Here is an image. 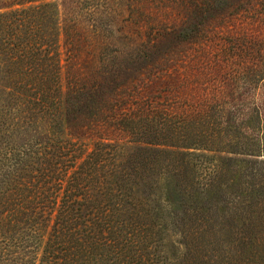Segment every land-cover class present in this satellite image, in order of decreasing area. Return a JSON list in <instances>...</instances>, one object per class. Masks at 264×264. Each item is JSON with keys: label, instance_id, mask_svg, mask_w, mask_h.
<instances>
[{"label": "trees", "instance_id": "1", "mask_svg": "<svg viewBox=\"0 0 264 264\" xmlns=\"http://www.w3.org/2000/svg\"><path fill=\"white\" fill-rule=\"evenodd\" d=\"M59 35L53 3L0 12V264H264V95L236 92L263 85L264 63L85 153Z\"/></svg>", "mask_w": 264, "mask_h": 264}, {"label": "rangeland", "instance_id": "2", "mask_svg": "<svg viewBox=\"0 0 264 264\" xmlns=\"http://www.w3.org/2000/svg\"><path fill=\"white\" fill-rule=\"evenodd\" d=\"M17 1L0 0V12ZM33 1L57 9L65 128L85 153L122 138L125 117L226 91L234 66L264 63V0ZM242 85L237 93L264 95V83ZM82 96L94 105L82 109Z\"/></svg>", "mask_w": 264, "mask_h": 264}]
</instances>
